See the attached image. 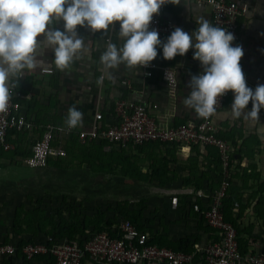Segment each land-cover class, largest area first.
<instances>
[{"label": "crops", "instance_id": "obj_1", "mask_svg": "<svg viewBox=\"0 0 264 264\" xmlns=\"http://www.w3.org/2000/svg\"><path fill=\"white\" fill-rule=\"evenodd\" d=\"M235 1L247 7L246 14L239 20L240 43L244 52L240 64L246 85L255 89L258 84H264V0ZM212 17L211 6L198 5L196 0H181L176 5L169 3L165 12L167 20L173 21L189 34L198 27L197 22L201 18L213 24ZM114 25L107 31L96 32L77 26V32L84 39L88 51L64 70L56 68L51 49H45L42 55L38 54L37 58L43 62V66L24 70L25 77L20 87L27 97L23 100V109L33 120L34 128L10 132L9 141L13 147L24 145L26 139H31L33 143L28 148L31 151V146L41 138L45 126L49 123L65 125L68 111L73 107L82 114L77 125L83 128L90 126L99 110L103 112L105 121H109L115 113L117 102L125 98L145 105L157 123L164 127L199 121L200 117L195 111L183 103L190 92L188 82L191 75L200 71L199 62L192 58L193 49L190 48L183 56L164 59L162 50L158 48V55L153 62L176 71L178 86L172 93L160 74L146 77L140 66L128 68L121 64L116 69H104L99 57L107 43L122 44L117 36L119 22ZM53 27L63 30V22H57ZM43 68L53 69V72L43 73ZM101 78L102 82L97 83ZM125 79L131 81L129 86L123 84ZM232 97L231 92L227 106L217 113L216 120L222 136L233 147V181L229 195L237 199L231 205L230 215L235 223L233 225L237 230L240 249L248 253L264 249V108L259 111L258 120L246 119L244 113L251 109L250 101L244 113L239 118H233L230 109ZM73 140H64V146ZM140 148L143 149L135 152L141 157L140 161L148 162L158 154V158L165 162L162 167L170 165L168 170L171 171L175 166L184 174L185 164L197 160L200 170L209 172L200 177L203 182L198 189L188 184L189 179H182L180 173L176 175L171 172L162 179L165 186L154 187L158 190L149 193L143 213V231L149 234L150 242L158 239L173 250L193 252L198 245L217 240L219 236L216 230L207 225L204 217L193 208L194 203L202 205L209 202L211 192L216 187V159L211 150L217 153V149L205 146L182 147L179 144H147ZM53 157L59 156L50 158ZM198 191L203 192V197L198 196ZM22 203V197L0 189V242L19 244L21 241L44 239L46 236L38 234L33 237L29 230L21 235L15 233L13 224L16 209ZM0 264H56V261L43 254L28 260L19 251L0 259ZM81 264L98 263L87 255ZM138 264L155 263L142 261ZM192 264L207 263L196 256Z\"/></svg>", "mask_w": 264, "mask_h": 264}, {"label": "built area", "instance_id": "obj_2", "mask_svg": "<svg viewBox=\"0 0 264 264\" xmlns=\"http://www.w3.org/2000/svg\"><path fill=\"white\" fill-rule=\"evenodd\" d=\"M196 1L198 5L209 4L213 13V25L230 31L235 38L232 44L242 47L239 20L246 14L247 7L235 0ZM166 9L167 4L161 6L150 23V29L155 28L160 39L167 38L177 27L173 21L165 18ZM140 67L146 77L160 74L167 82L170 92L176 91L178 81L174 69L153 61L146 67ZM167 71L170 83L165 78ZM42 72L52 73L53 69L43 68ZM24 77L23 71L19 78H12L7 107L0 111V146L5 150L14 148L8 138L10 132L34 128L33 120L23 109V100L27 95L20 84ZM123 84L129 86L131 81L125 79ZM230 95L229 90L220 98L215 105L216 112L208 118L165 127L157 123L145 105L131 99H120L109 121H105L103 112L99 110L88 128L47 124L41 138L31 146V154L24 159L30 168H45L49 165L50 156H66L64 140L69 139H76L81 143L107 142L122 148L149 142H173L182 147H214L220 162L217 186L211 192L209 202L202 205L194 203L193 208L204 217L207 225L216 230L219 236L217 240L198 245L193 252L173 250L151 243L147 232L140 230L128 219H119L117 226L103 227L102 231L82 237V242L47 235L44 239L28 241L22 246L14 242H0V259L21 251L28 260L43 254L55 258L56 264H81L87 255L98 264H138L142 261L155 264H192L196 256H200L207 264H264V249L243 253L235 226L225 218L223 200L228 196L233 181V147L222 136L216 116L227 106ZM203 195L202 191H198L200 198Z\"/></svg>", "mask_w": 264, "mask_h": 264}, {"label": "clouds", "instance_id": "obj_3", "mask_svg": "<svg viewBox=\"0 0 264 264\" xmlns=\"http://www.w3.org/2000/svg\"><path fill=\"white\" fill-rule=\"evenodd\" d=\"M169 3L176 5L181 0H0V111L7 107L12 78H19L24 70L43 66L38 54L51 49L56 68L64 70L88 51L77 26L92 32L107 31L119 22L117 36L122 44L108 42L99 57L105 70L121 64L128 68L146 67L157 57L158 48L164 59L183 56L191 48L200 71L191 75L190 92L183 103L198 117L208 118L230 90L233 118H239L251 101L245 118L258 120V113L264 108V84L255 89L246 85L240 64L244 52L240 45L232 44L234 35L201 18L190 34L176 27L162 41L158 31L150 29V23L161 6ZM60 21L63 30L53 27ZM165 78L170 83L169 71ZM81 119V112L73 107L68 111L66 124L75 127Z\"/></svg>", "mask_w": 264, "mask_h": 264}, {"label": "rangeland", "instance_id": "obj_4", "mask_svg": "<svg viewBox=\"0 0 264 264\" xmlns=\"http://www.w3.org/2000/svg\"><path fill=\"white\" fill-rule=\"evenodd\" d=\"M23 143L24 145L18 146L26 152L33 142L26 139ZM16 148H0V189L22 197L25 208L37 210L38 217L42 218L49 230L52 226H58L64 217L73 218V222H83L86 216L105 212L107 218H112L116 207L119 210L128 207L130 210L141 212L147 207L145 202L149 193L158 190L154 187L165 186L162 179L169 172L176 175L180 173L182 179L190 180L189 185L194 184L193 180L209 173L200 170V166L198 170L193 169L192 167H196L192 166L193 163L185 164L184 174L177 167L175 169V166L169 171L170 165L162 167L165 162L159 159L157 154L148 162L140 161L139 157V162L136 161L139 171L134 169L132 173L127 174L123 171V164L110 163L100 150H93L90 157L79 152L76 153L79 155L77 157L67 153L66 157L59 160L61 163H52L58 161L53 160L50 166L45 168H30L24 163V156L13 152ZM125 151L131 156L135 154L136 149L127 147ZM136 171L139 174H134Z\"/></svg>", "mask_w": 264, "mask_h": 264}, {"label": "trees", "instance_id": "obj_5", "mask_svg": "<svg viewBox=\"0 0 264 264\" xmlns=\"http://www.w3.org/2000/svg\"><path fill=\"white\" fill-rule=\"evenodd\" d=\"M9 138V137H8ZM160 145L161 143L159 142H149L141 145H130L129 147H135L136 150H140L142 146L144 145ZM164 145H174L176 143L170 142V143H163ZM16 151L12 150L15 152L17 155H21L24 157H27L31 154V151H26L24 152L22 148L19 146H16ZM128 147V148H129ZM1 149L4 150L0 146ZM65 148L67 150V153L69 155H75V157L79 156L76 153L80 154H85L86 157H90L92 154L93 150H98L101 151V153H104L107 158L110 160V163L116 162V163H121L124 165V172L127 174H130L134 171V169L138 170V166L136 164V161L139 162V155L138 153H135L133 155H136L135 157L133 155L128 156L126 154L127 152L125 151L127 148H122L118 147L115 144H109L107 142H91L87 144H81L79 143L78 140L74 139L71 142H68L65 145ZM209 149V147H207ZM213 148V147H212ZM210 148V149H212ZM125 151V152H124ZM213 153V157L216 159V170L215 173L219 175L220 171V162L218 159V154L214 151L211 150ZM51 157V156H50ZM66 157V156H65ZM64 158L63 157H53L49 158V163H51L53 160H58L56 162H52L55 164L61 163L59 160ZM102 159V157H101ZM196 163V164H195ZM192 164V166L196 165V167H192L193 169L196 168L197 170L199 169V162L196 160V162ZM101 167H106V166H101ZM163 170V169H161ZM139 171V170H138ZM138 171L134 172V174H139ZM132 175V174H131ZM206 176V174H203ZM142 176H145V174H142ZM202 180L201 178L193 180V186L198 189L199 187L202 186ZM217 186V183H216ZM214 187V186H213ZM229 193V192H228ZM237 198L228 196L224 198L223 203H224V213H225V218L227 221L231 222L232 224L235 225L233 219L231 218L230 211H231V205ZM143 213L144 210L141 212L138 211H133L130 210L128 207L127 208H122V209H117L115 210V215L112 218H107L105 212H101L100 214L98 213L96 216H86L85 220L83 222H78L75 221L73 222V218H61L62 221L58 224V226H52V229H47L46 225H44V221L42 218L39 216L37 210L33 209H26L24 204H21L17 209H16V214H15V220L13 224V229L16 234L21 235L23 233L30 231L32 236H36L40 233H44L47 236H50L53 234L54 237L58 239H68L69 241H80L82 242L81 238L82 237H87L93 233L99 232L103 230V227H112V226H117L119 223V219H128L132 221L140 230H143ZM93 227L90 231L89 229ZM160 246H165L162 242H159L157 239H152L151 243H155ZM25 241L19 242V246H22L25 244Z\"/></svg>", "mask_w": 264, "mask_h": 264}]
</instances>
